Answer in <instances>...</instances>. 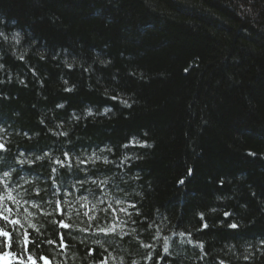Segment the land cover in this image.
Returning a JSON list of instances; mask_svg holds the SVG:
<instances>
[{"label":"trees","instance_id":"trees-1","mask_svg":"<svg viewBox=\"0 0 264 264\" xmlns=\"http://www.w3.org/2000/svg\"><path fill=\"white\" fill-rule=\"evenodd\" d=\"M0 33L10 264H264V0H0Z\"/></svg>","mask_w":264,"mask_h":264},{"label":"snow or ice","instance_id":"snow-or-ice-1","mask_svg":"<svg viewBox=\"0 0 264 264\" xmlns=\"http://www.w3.org/2000/svg\"><path fill=\"white\" fill-rule=\"evenodd\" d=\"M0 35H3V34L0 33ZM114 99H115V97H114ZM123 103L127 104L126 101H123ZM57 107H62V105H58ZM105 111L107 112L108 109H105ZM59 135H64V133H59ZM7 151H8L7 147L4 144L0 143V152L6 153ZM101 152H103V150H101ZM21 155H23V154H21ZM44 156H48V153H44ZM93 158L95 160H99L100 159V157L97 156L95 153H93ZM35 159L36 160H41V159H43V157L37 156V157H35ZM89 159H92V158H89ZM69 160H70L69 152H64L63 153V158H57L55 163L60 165L61 168H64V167L72 168V165L70 163H66ZM76 160H77V164H76V168H75V170L73 172V175L75 174V171L87 172L88 171L87 169H80L79 165L85 164L88 161H86L85 159H83L81 157H76ZM19 163L20 164H25V163L32 164L33 161L31 159H26V160H20ZM105 163H109V161H107V159H105ZM52 171L53 172H57V169L53 168ZM9 174L10 173L8 171H4L3 172V176L4 177H8ZM88 183H89V180L87 178L78 179L76 184L70 185V187H76V185L78 184L79 187L82 190L87 192L89 195H93L94 196L95 195V190L93 188H85V185L88 184ZM91 183L93 185H95L96 188H100V186L102 184H104L105 182L104 181H100L98 183L97 181L92 180ZM181 183H183V181H181ZM101 192L103 193V189H101ZM104 194L106 195V193H104ZM81 199H86V197L82 196ZM103 203H104L103 200H97V204H103ZM119 203L120 202L117 201V204H119ZM56 206H57L58 209H61L60 201H57ZM109 207H111V206H109ZM133 207H135V205H133ZM118 210L121 211V212H125V213L127 212L126 208H119ZM61 211H62V209H61ZM213 211H215V210H213ZM225 215H228V213H225ZM0 221H3V224H4V227H0V236L11 238V236L14 235V233H12L11 230H7L6 231L5 228L7 227V225L9 223H11L12 225H16L17 221L10 220V218L7 215H5L3 209H0ZM59 226L63 227V228H67L68 227V225L64 224L62 220L59 221ZM204 227H207V225L205 224ZM230 227L236 228L237 225L236 224H232V225H230ZM100 231H105V229H100ZM107 231H114V229L110 228ZM180 235H184V233H180ZM25 236L27 237L25 246H27V244H31L32 247H35V242L30 239V234L25 233ZM49 243H53V241H49ZM260 243L264 244V239H262L260 241ZM60 247H66V245H64L62 239H61ZM29 251H31V249H29ZM10 255H11V253L0 252V264H10V261H9ZM38 259L40 261H43V264H50V261H49L47 256H38ZM165 259H166V257H165ZM245 259H247V257H245ZM28 264H37V258H33L32 256H29L28 257ZM105 264H106V262H105ZM133 264H135V262H133ZM220 264H224V262L220 261Z\"/></svg>","mask_w":264,"mask_h":264}]
</instances>
